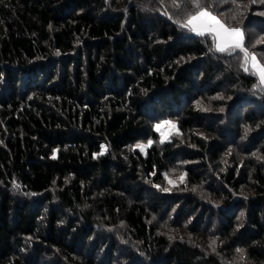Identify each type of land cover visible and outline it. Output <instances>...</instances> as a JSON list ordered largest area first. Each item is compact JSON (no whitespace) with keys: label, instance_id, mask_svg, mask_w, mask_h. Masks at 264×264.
<instances>
[{"label":"trees","instance_id":"obj_1","mask_svg":"<svg viewBox=\"0 0 264 264\" xmlns=\"http://www.w3.org/2000/svg\"><path fill=\"white\" fill-rule=\"evenodd\" d=\"M238 2L203 6L264 64V45L252 48L264 4ZM196 11L187 0H0V264L43 252L54 264H264V88L239 49L218 53L186 28ZM161 115L185 142L135 149ZM178 162L217 205L153 188ZM173 211L219 249L150 225Z\"/></svg>","mask_w":264,"mask_h":264},{"label":"rangeland","instance_id":"obj_2","mask_svg":"<svg viewBox=\"0 0 264 264\" xmlns=\"http://www.w3.org/2000/svg\"><path fill=\"white\" fill-rule=\"evenodd\" d=\"M216 3H218L219 5H224V2H222V1H219V2L217 1ZM186 28L191 33H193L194 35H197L195 32H193L191 30V26H187ZM227 29L232 30L230 28H227ZM250 33H255L254 29L250 30ZM204 35L212 36V38L214 39V50L218 53H222V52L217 51L216 47H217V44L225 43L227 40V37H225L222 32L209 30L206 25H205ZM204 35H197V36H204ZM262 45H264V38L262 39V42L260 40V42L258 41L256 43H253L252 48L255 49L257 47L256 49H258V46H262ZM229 49H232V48H229ZM229 49H227V50H229ZM247 66H249V69L255 74L260 85L264 88V82H261L259 75L252 68V63H251L250 59L247 63ZM217 98L224 99L222 96H219ZM208 105H209V102H207V107H208ZM202 111L203 112L209 111V112H206V113H209V115L210 114H216V113H217L216 115H219V114L222 115L221 114L222 109L216 110L215 113H213L214 111L212 109H207V110L203 109ZM156 118L157 119H155V120L147 122L148 126L150 127V131H151V134L153 136V140H152L151 136H149L148 139L145 140L144 142L136 143L134 146L135 149H137L139 151H144L147 147L151 146V144H156L159 146V145L166 143V142H174V141H176L177 143L179 141L185 142L184 138L181 137V135H180V131L177 129V123L174 119L167 118L165 115H161V116L156 117ZM165 122H168V123H165ZM157 126H159V127H157ZM204 126H206V125H204ZM197 133L199 136L203 135V137L208 136V138H210L208 131H205V132L198 131ZM149 141H152V143L149 144L148 143ZM227 155L229 156L230 154L228 153ZM187 164H188V162L183 163V164H180V162H178L179 166L177 165L175 167H170L164 176L163 184L154 185L153 188L157 192H160L166 196L175 195L177 198H181L183 196L191 195L194 197L196 196L195 198H197L198 200H200V198H201V199H203V201L207 200L210 203L216 204V202L212 200L213 198L211 199L208 196V192L206 190H204V188L201 189V187H194V186H191L188 184L186 172L184 171V168ZM143 182L145 185L150 187L148 180L143 179ZM177 209H178V207L176 206L175 210H177ZM174 211L171 213L170 216H168L165 219H163L162 216L159 214L150 213V215H149L150 225H152L155 228V230H157L158 233L163 234L164 236L169 238V240H171V241L186 242L188 244L196 246L201 251H202V249H201V247H202L201 241H202V242H206L207 244H209L210 247L219 249V247H217V246H219L220 242L217 240V238L215 236H213V237L199 236L198 234H195L189 230H186V228L184 229V227H183L184 225L182 222L178 221L177 224H175L173 222V218H172V214L174 213ZM107 233H109V231H107ZM110 233L112 235L114 234L115 239H118L120 241L119 245H121V247L126 245V244H124V242L122 240L124 238L125 242H127V239H126L127 235L125 233V230H123L122 228H116V230H113V231L110 230ZM100 235L103 236L105 234L100 233ZM130 246H134V245H130ZM29 249L32 251L33 254L35 253L34 249L32 247H29ZM135 249H136V247H134V250ZM209 253H211V252H209ZM53 261L54 260H52V255H48L47 252H43L41 255V258H40V260H38L37 264H54Z\"/></svg>","mask_w":264,"mask_h":264},{"label":"snow or ice","instance_id":"obj_3","mask_svg":"<svg viewBox=\"0 0 264 264\" xmlns=\"http://www.w3.org/2000/svg\"><path fill=\"white\" fill-rule=\"evenodd\" d=\"M176 0H173L175 4ZM188 4L198 9L194 14L190 15L187 20V26H191V30L195 32L197 35H204L205 33V25L211 31L222 32L227 40L225 43L217 44L216 50L219 52H224L229 48L239 49L240 52L244 54L245 62H248L249 59L252 63V68L259 75L261 82H264V64H261L257 59L254 53H249L244 47V34L239 29L228 30L225 25L217 18V16L213 15L210 11L207 10V7H204V0H187ZM231 3L240 7L238 0H231ZM249 4H264V0H248ZM264 15V13H260ZM186 25H181L184 27ZM247 71V69H245ZM168 123V122H165ZM159 127V126H157ZM149 144L152 141L148 142ZM243 216V213L241 214ZM238 253L241 254V258H243L244 249H236Z\"/></svg>","mask_w":264,"mask_h":264}]
</instances>
